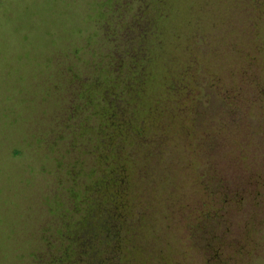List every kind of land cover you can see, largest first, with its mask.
<instances>
[{
    "label": "rangeland",
    "instance_id": "1",
    "mask_svg": "<svg viewBox=\"0 0 264 264\" xmlns=\"http://www.w3.org/2000/svg\"><path fill=\"white\" fill-rule=\"evenodd\" d=\"M113 2L0 0V264H70L120 201L105 163ZM165 10L140 87L119 99L129 154L146 156L127 184V217L145 219L137 260L264 264V0Z\"/></svg>",
    "mask_w": 264,
    "mask_h": 264
},
{
    "label": "trees",
    "instance_id": "2",
    "mask_svg": "<svg viewBox=\"0 0 264 264\" xmlns=\"http://www.w3.org/2000/svg\"><path fill=\"white\" fill-rule=\"evenodd\" d=\"M110 4L108 20L106 24L103 23L104 36L113 45L107 58L110 74L104 86L107 98L104 112L107 119L105 163L107 166H113L111 172L116 169L121 174L119 180L113 178L118 182L111 181L114 185L119 184L120 201L111 212L106 213L109 221L100 225L103 236L87 237L84 231L79 233L81 245L85 244L86 249H79L70 264H138L137 256L143 251L142 245L136 240V228L138 232L143 224L145 227V219L138 217L143 224H135L134 221L131 222L133 217H127L133 203L131 198L134 196L127 184L131 177H134L131 168L135 157L142 164L146 156L139 148L134 149L136 155L129 154L132 151L131 142L128 141H135L131 135H127L130 130L127 112L125 107L120 106V101L123 96H128L140 87L146 70L145 65L152 60L151 52L163 42L161 22L168 14H165V7L167 8L169 0H114ZM133 6L134 15L130 12ZM93 83L94 86L98 85L95 80ZM97 87H100V84ZM142 131L143 128L134 132L135 139L141 137ZM143 174L141 178L146 173ZM75 241L78 242L77 239Z\"/></svg>",
    "mask_w": 264,
    "mask_h": 264
}]
</instances>
